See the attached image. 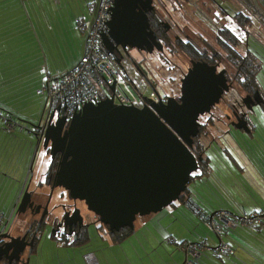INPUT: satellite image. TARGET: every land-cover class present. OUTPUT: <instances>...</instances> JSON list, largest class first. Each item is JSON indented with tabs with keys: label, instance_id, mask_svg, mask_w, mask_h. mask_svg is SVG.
Returning a JSON list of instances; mask_svg holds the SVG:
<instances>
[{
	"label": "water",
	"instance_id": "95a60500",
	"mask_svg": "<svg viewBox=\"0 0 264 264\" xmlns=\"http://www.w3.org/2000/svg\"><path fill=\"white\" fill-rule=\"evenodd\" d=\"M139 1L114 0L109 31L101 36V42L121 73L132 77L130 69L134 67L150 90L156 92L158 102L147 101L142 108H136L115 104L112 98H107L84 104L69 121L62 110L60 117L50 113L47 120L40 118L36 125L28 126L27 122L16 125L33 138L41 137L44 149L49 147L51 157L58 154L59 160L52 176L47 178L48 183L52 182L49 196L46 202L43 200V212L31 234V228L26 230L27 223L24 226L18 217L36 207L34 191L28 192L33 173L21 183L9 221L0 225V264H27L46 232L55 242L67 241V235L58 229L61 224L48 230L49 223L45 222L56 188H62L70 199L82 203L97 224L110 233L124 228L134 231L137 217L155 215L174 205L199 170L203 158L192 152L200 126L198 120L210 114L227 91L225 78L216 74L214 67L192 63V70L180 80L178 101L159 93L126 52L127 48L150 51L153 44L157 45L147 11L139 8ZM119 48L123 51L120 57L114 54ZM37 129H42L41 135ZM236 129L250 132L245 123L237 124ZM39 209L37 206L35 214H39ZM214 214L209 215V220ZM62 220V233L68 231L75 239L76 234L72 233L83 222L80 210L74 208ZM87 234L85 231L84 235Z\"/></svg>",
	"mask_w": 264,
	"mask_h": 264
},
{
	"label": "crops",
	"instance_id": "0c3cea01",
	"mask_svg": "<svg viewBox=\"0 0 264 264\" xmlns=\"http://www.w3.org/2000/svg\"><path fill=\"white\" fill-rule=\"evenodd\" d=\"M88 1L92 0H0V43L6 44L4 51H10V48H7V43L9 42L17 44L20 42H29L31 44L34 43L36 51L43 56V62L40 70L44 73V75L42 77L40 76L37 80V84L33 85L31 95L37 96L36 90L43 86L47 76H55L66 73L77 64L78 60L82 56L86 33L77 28L76 23L78 20L82 19L87 27L91 26L92 15L88 13ZM17 88L19 87H11L8 97L4 98L3 96L0 98V101H2L0 102V115H3L5 112H10L14 116L15 120L18 121L17 124H22L23 121L21 119L27 122L31 116L25 114L26 111L20 109L17 105L19 100H23L24 92L26 91V89L20 88L19 90L21 91L15 94ZM44 100L42 99L43 103ZM42 110L43 105L39 102L37 107L32 111L34 112L32 113V117L39 116ZM218 139L220 141H212L215 142L220 151L226 155V145L223 144L225 140H223V137ZM36 150L37 147L35 138L26 134L23 130H18V127L15 126L13 129L7 130L5 121L0 118V157L4 158V160L6 159V168L9 170H12L15 163L14 159H16L17 165L13 171L19 174L17 177L16 175H10L5 172L4 176H1L3 182L0 181V185L5 186L3 192L0 193V216H3V223L6 220H9L19 187L24 180L29 178L31 172L33 173L31 183L34 185L33 188H36L35 186H38V183L43 180L42 177L46 172V160L43 155H40L41 153L38 154L39 151ZM207 150L208 149L204 152V157L206 159H212V156L209 157L208 155L209 152H206ZM234 150L235 148L233 151ZM243 151L244 150L242 148L241 150H237V155L233 154V152L229 154L232 160L235 158L239 162L240 166L243 167L245 164L252 170L251 165L248 164V160L245 158ZM245 152L248 154L247 149H245ZM210 154L214 153L210 152ZM229 154L226 155L228 158H230ZM225 155H222V158L228 161L229 159ZM18 161L20 162V165ZM216 165L217 164L214 166L216 169L215 172L218 170V166ZM233 165L232 166L236 175L238 177L241 176L243 179V176L236 165ZM215 175L218 177L217 174ZM246 183L249 184L246 185L249 187L250 192L259 198L258 203L260 202L263 206L264 190L262 191V189L258 187V189H256V187L255 189L252 188L251 182V184L249 182ZM40 188L44 197L39 200H46L48 198L49 190L45 187V185H42ZM59 194V190L53 192L52 205L58 202L55 197L60 196ZM242 194L244 196H247V194L249 195L247 191ZM35 195L37 198L41 197V193H37ZM241 197L243 196L240 195L239 192L238 195H236V199L239 200ZM251 203V208H242V204H240V206H238L239 209H236L238 210L237 212L241 213L242 211H253L261 206L253 201H251ZM184 204L195 216H202L198 213H194L189 204ZM176 205L173 208L174 210L165 212L166 215L157 220V227L154 225L155 223H150L152 219L157 217V214L150 215L146 218L137 217L134 222V231L121 237L114 236L113 233L108 232L107 228L103 229L104 226L101 227L102 225H91L87 229L88 234L83 235L80 241L72 242L70 240L55 242L51 236L47 235V237L42 238L41 241L34 247L27 264H137L135 262L137 259L143 260L144 258H149L152 254L159 253L160 249L165 251V242L164 239L162 240L163 235L159 234V236L158 233L164 231L166 232L167 227L171 225L173 226L176 222ZM227 209L230 210L231 207H228ZM213 212H222V210L219 211L217 209L215 211L213 210ZM82 213L87 222L95 219L93 215L87 212L86 208L82 209ZM180 213L183 214L184 212ZM18 219L24 226H26V223L27 225L30 224V220L37 218L27 214L19 216ZM205 220L207 222V219ZM150 226H153L154 229L149 231V234L141 232L140 236H136V233L141 231L144 227L147 228ZM12 228L14 230V226H12ZM154 230H157L158 233L153 234L152 232H154ZM217 237L219 238V236ZM167 238L171 239V243L175 244L173 231H170V235L168 234ZM202 238H205L211 248L217 247L218 244L222 242L219 241V243L215 246L213 243H210V239L208 237L206 238L204 236L199 239ZM219 239H221V237ZM212 241L213 240H211V242ZM181 242L191 243V240L187 239ZM197 242L199 241L196 240L193 243ZM170 249L172 248H168V251H170ZM171 251L172 252L168 254L173 260H175V254L173 253L174 250ZM26 252L22 257L23 260L26 258ZM178 252L183 255L184 262L185 253L183 252L182 247L178 246ZM177 258L181 257L178 255ZM169 262L172 261H167L166 263L165 260H162L160 264H180ZM183 262L181 264H183Z\"/></svg>",
	"mask_w": 264,
	"mask_h": 264
},
{
	"label": "flooded vegetation",
	"instance_id": "af4514ba",
	"mask_svg": "<svg viewBox=\"0 0 264 264\" xmlns=\"http://www.w3.org/2000/svg\"><path fill=\"white\" fill-rule=\"evenodd\" d=\"M137 4L140 9L147 11L150 27L156 35L157 45L153 44L150 51L148 49L147 51H136L127 48L126 52L134 58L140 67L142 65L141 69L144 71L145 76H152L155 82H153L154 87L156 83H159L158 76H164L166 86H161L164 88V96L173 97L178 101L180 80L192 70V63L214 67L215 73H221L225 78L227 91L223 92L219 103L211 109L210 114L199 117L200 126L196 137H201V130L205 127L201 122L202 118L206 116V120L212 121L217 118L212 111L221 103L229 112L224 116L227 120L231 119L228 122L227 131L223 132L220 135L221 137H226L228 136L227 133L236 131L237 124L242 126L245 123L249 129L252 125L251 121L254 113L260 112L264 106V89L258 90L256 94L257 91L253 84L255 58L259 57L256 54L258 48L255 43L256 36L253 29L257 24L258 26H264V0H140ZM152 27L157 28L155 30ZM257 40L259 41V39ZM180 46L188 54H179ZM261 47L264 49V46H259V50ZM114 54L120 57L123 51L119 48ZM164 70L167 75H161L165 74L163 73ZM133 72L137 73L135 70ZM237 85H240L244 91L237 90ZM37 137L35 140L39 142L37 146L38 154L42 153L40 155H43L46 160V172L42 177L43 180L38 183V186H35L36 188H33L32 181L28 188V192L41 193L39 198L35 194L33 195L36 207L31 209V212L30 210L26 211V214L31 213L30 216L37 218L36 221L32 219L30 222L32 226L28 224L26 228V230L31 228L29 230L30 234L43 212V201L39 199L44 197V194L41 192L40 187L45 185L50 192L52 182L48 183L47 178L52 176L59 160L58 154L53 158L51 157L49 147L44 149L43 139ZM202 138L203 141V135ZM193 147L194 154H199L194 142ZM198 156L203 158V162L200 164H205L204 153H200ZM53 164L55 166L54 170L52 169ZM48 170L49 173H47ZM56 190L60 191V196L55 197L58 202L52 205L51 196L48 206L49 215L45 218V222L48 221L47 223H49L48 230L51 228L56 229L61 224L58 229L61 234L67 235L65 240L74 242L80 241L91 225L101 226L97 224L96 218L90 222L86 221L82 213V209L85 208L82 203L70 199L67 192L62 188H56L53 191ZM37 206H40L39 214H35ZM74 208L79 209L83 217L81 228H75L72 233L76 234L75 239L73 235H68V231L62 233V218L65 213L71 215ZM57 237L59 238L61 235H57ZM62 239L64 241L63 237Z\"/></svg>",
	"mask_w": 264,
	"mask_h": 264
},
{
	"label": "rangeland",
	"instance_id": "374dc122",
	"mask_svg": "<svg viewBox=\"0 0 264 264\" xmlns=\"http://www.w3.org/2000/svg\"><path fill=\"white\" fill-rule=\"evenodd\" d=\"M89 2H94L97 4L98 0L88 1L87 3H89ZM253 32H254V35L264 44V26H258V24H257V26L253 29ZM5 48H6V44L0 43V98L3 96H4V98L8 97V95H9L8 93H9L11 87H19L16 89L15 94L18 93L19 91H21V90H19L20 88L26 89V91L24 92L23 100L22 101L19 100L17 105L20 107V109H23L26 111L25 114H28L31 116V118L27 120L28 126H30L31 124L36 125L40 119L41 114L39 116L32 117V113H34L32 111L34 108L37 107V104L39 102H41V104L43 105L42 99L44 100L45 98L43 95H37V96L31 95V89H32L33 85L37 84L38 78H40V76L42 77L44 75V73H42L40 70L41 64L43 62V56H41L36 51L34 43L31 44L29 42H27V43H21L20 42L19 44H17V43L9 42V43H7V48H10V51H8V50L4 51ZM141 67H142V65H141ZM34 69H36V70H34ZM163 73H165V74H161V75H167L166 74L167 72L165 70L163 71ZM147 76L151 81L154 82V79L152 78V76H150V75H147ZM153 76H155V75L153 74ZM159 76H158L159 79L157 78V80L159 81L160 84L156 83L155 88L159 93H163L164 88H162L161 86L162 85L166 86L165 85L166 81L164 80V76H162V77L161 76L159 77ZM44 84L39 89H42L44 87ZM138 86H139L138 88H140L141 90H143L145 88L144 85H142V83H139ZM254 86H255L254 87L255 90L258 92V90H259L258 85L254 84ZM240 89L243 90L240 87V85L239 86L237 85V90H240ZM147 92H149V90ZM0 102H2V101H0ZM212 112L215 115V117H217V118H215L212 121V120H206V116H205L202 118V121H201L202 124H204V126H205L201 130L202 131L201 134L202 135L205 134L204 135L205 142H210L212 140L213 141H217V140L220 141L218 138H220V135L223 132L227 131L228 122L231 120V119L227 120L226 117L224 116V114H228L229 112L224 107L223 103H221L218 107H215ZM261 117H260V115H258L257 118L255 120H253V122H252L256 125V130H255V132H253V136H248V133L246 131H241V130H236L235 134H241L242 135L241 137L245 136L246 138L249 139L248 142H249L250 146L252 147L251 155L255 159H258V160L260 159V161H262V167H264V121ZM21 120L23 121L22 125H25L24 124L25 120H23V119H21ZM13 123H18V121L17 122L13 121ZM16 130H17V128H16ZM13 134H15V133H13ZM30 136L32 137L31 134H30ZM236 141L234 142L235 150L233 151V150H231L232 148H230V151L233 152V154H235V155H237V150H239L238 147L236 146L237 144L239 145V147L242 146L244 151H245V149H247L244 146V143L240 142V137L236 136ZM223 144H226V142H223ZM213 153L214 154L209 153L208 155H209V157L212 156L213 166H214V164H217L216 166H218L219 171L217 170V172H215V174L218 175V179L221 181L220 182L221 184L216 183V180L213 177H211V180H208V182L205 181L203 183V189H202L204 192L203 202H204V204L206 202V204L208 205V207L206 204L204 205L205 209L207 211H210L209 210V208H210V209H212V211L213 210L215 211L219 208L231 207L230 205H234V209H239L238 204H242L241 205L242 208L243 207L251 208L250 205H252V203H251V201H249L247 199V197H241V198H239V200L236 199V195H238V193H239V188L236 186V183H238L240 181L241 182H243V181L248 182V174H249L248 172L249 171L240 172L243 176V179H242L240 174H239V176L241 178L236 175L234 168H233L234 165L232 163L231 164L233 166L230 163L224 164L225 161L222 158V155H225V154L220 153L216 150L213 151ZM213 155L217 156L218 160H215L216 158ZM15 160L16 159H14L15 163L12 167V170H9L6 168L7 167L6 159L4 160V158L0 157V181L3 182V179L1 178V176H4L5 172L10 174V175H16L17 177L19 176V174L17 172L13 171V169L17 165V160L16 161ZM19 161H18V163L20 165ZM206 185H208L209 187H205ZM231 185H234V186L232 187ZM4 187L5 186L0 185V193L3 192ZM189 187H190V189H193L194 186L190 185ZM248 190H249V187H248ZM199 191H201V190H199ZM241 195H243V194L241 193ZM257 200L259 201V198ZM254 203H256V202H254ZM259 204L262 206V204L260 202L258 203V205ZM175 205L176 204L171 205L170 207L164 209L161 213H158L157 217H155V219H152V221H150V223H155L154 225H156V227H157V220L161 219L163 216H165L166 215L165 212H169L170 210H174L173 208ZM177 205H176L177 210H175V215L177 217V220L174 223V225L167 227L166 232L164 231V232L158 233L157 230H154V232H152L153 234L158 233V235L159 234L163 235L162 240L164 239V242H165V251L160 249L159 253L152 254V256L149 258H144L143 260L137 259L135 261L137 264H160L162 262V260H165L166 263H167V261H172L169 263L175 262V263L181 264L183 262L184 257L181 253L178 252V244L182 243L181 241H183V240L190 239L191 243L195 242L196 240L201 242L202 240H205V238H202V239H199V238L205 236L206 238L208 237L210 239V243H213L215 246L219 243V241H222V243L223 242L225 243L227 241V238L223 233L221 234L222 240L221 239L219 240L217 235L206 225V222L203 220V218L195 216L190 210H188V208L185 206L184 203L180 202ZM180 212H184V213L182 214ZM149 216H145V217H141V218H146ZM169 216L172 217L171 215H169ZM153 229H154L153 226H150L147 228L144 227L141 231L136 233V236H140L141 232H143V233L145 232L146 234H149V231H152ZM170 231H173V233H174L175 244L171 243L172 240L167 238L168 234L170 235ZM45 237H47V232L45 234ZM166 238H167V240H166ZM211 240H213V241L211 242ZM199 242H197V243H199ZM184 244H188V243H184ZM208 247H210L209 244H208ZM168 248H172V249H170V251H168ZM171 250H174L173 253L175 254V258H174L175 260H173L168 254V253L172 252ZM163 255H164V258H163ZM178 255L181 258H177Z\"/></svg>",
	"mask_w": 264,
	"mask_h": 264
},
{
	"label": "built area",
	"instance_id": "2783aa9c",
	"mask_svg": "<svg viewBox=\"0 0 264 264\" xmlns=\"http://www.w3.org/2000/svg\"><path fill=\"white\" fill-rule=\"evenodd\" d=\"M113 2L114 0H98L97 4L88 3V13L92 15L90 27H87L82 19L77 21V28L86 32L82 56L77 64L66 73L48 76L44 87L36 92L45 98L43 120H47L48 115L54 112L56 117H60V112L64 110V116L69 121L71 116L84 104L96 103L107 98H112L115 104L136 108H142L147 101L158 102L155 91L141 92L126 79L127 77L125 78L101 42V36L107 35L109 31L108 22ZM10 120V117H7L5 125L7 130L15 126ZM37 134L41 135L42 129H37ZM193 212L198 213L197 210ZM217 220L226 228L235 227V222L223 213L218 214ZM242 221L247 223L256 221L257 224L264 226V214L255 215L252 218L244 216ZM2 223L3 216H0V224ZM206 224L217 236L221 233V229L212 219H207ZM206 244L207 241L202 240L199 243L182 245L185 253L183 264H196L195 260ZM231 253L232 251L226 244H219L212 249V254L215 256H228Z\"/></svg>",
	"mask_w": 264,
	"mask_h": 264
},
{
	"label": "trees",
	"instance_id": "16d2710c",
	"mask_svg": "<svg viewBox=\"0 0 264 264\" xmlns=\"http://www.w3.org/2000/svg\"><path fill=\"white\" fill-rule=\"evenodd\" d=\"M152 23H154V22H152ZM152 28L156 30L157 27H152ZM85 37H86V35H85ZM257 39L258 38L256 37L255 43H256V46L258 48L256 51V54H258L259 57L255 58L256 65H255V73H254L255 78H253V84L258 85L259 90H263L264 89V49H262V47H261V49L259 50V46H264V44L260 40L258 41ZM84 42H85V40H84ZM176 44H179V43H176ZM180 48H181V49H179L180 52H178L179 54H183V53L188 54V52L184 51V48L182 46H180ZM138 67L141 69V67L139 65H138ZM130 70L134 71L135 69H134V67H131ZM141 71L144 73V71L142 69H141ZM144 75H145V73H144ZM146 77H148V76H146ZM126 79H128L131 83H133V85L136 88L139 87L138 86L139 83H142V85H144L145 88L143 90L138 88L141 92L142 91L147 92L148 90H150V87L148 86V84H146V82L139 75V73L132 72V77L130 75L129 77L127 76ZM149 81L153 84V81H151L150 79H149ZM38 90L39 89H37L36 92ZM44 104H45V101L43 103V110H44ZM43 110H42V112H43ZM41 115L42 116H40V118H42V121H43L45 113L44 114L41 113ZM258 115H260V117L262 116L261 118L264 121V106L260 112H257V114L254 113L253 118H252V122H253V120H255L257 118ZM6 116L10 117V119H11L10 121L17 122V120H15L14 116L10 112H5L3 115H0V118L5 121V125H6V119H7ZM16 125H17V123L15 124V127H16ZM252 125H251V127H249L250 132H249L248 136H253V132H255V130H256V125L254 123H252ZM236 136L240 137V142H243L244 146L248 149V154L245 151H243V152H244L245 158L248 160V164L251 165V168L253 171L249 167H247V165H245V164L243 165V167L240 166L239 162L235 158H233V160L231 159L230 148H232L231 150H233L235 148L234 142L236 141ZM241 136H242L241 134H235V131H232V133H229L228 136L223 137V140H225L224 142H226L225 153H227L226 155H228L230 153L229 154L230 158H228L225 155L229 160L228 161L224 160L225 161L224 164L225 163H230V164L233 163L236 165V167L238 168V170L240 172L249 171L248 172L249 173L248 174V182L252 183L251 187L254 189H255V187H256V189L260 188L263 191L264 190V167H262V161H260V159L259 160L255 159L251 155L252 147L250 146V144L248 142L249 139L246 138L245 136L244 137H241ZM220 138H221V136H220ZM202 139H203L202 134H201V137L198 136L194 139V145L196 146V150H198V152H199V154H195V156L200 155V153L203 154L206 149H208L206 152H209V153L213 152L215 150L222 153V151H220V149L215 144V142H213V141L212 142L211 141L205 142V139L203 141H202ZM236 146L240 150L242 149V146L239 147L238 144ZM193 151L194 150H192V152ZM215 158H216L215 160H218L217 156H215ZM212 161H213V159H206L205 164H203V165L199 164V170L193 175V177L191 178V182H190V185L194 186L193 189H190V187H189L190 185H189L185 194L182 195L181 198L175 203V204H178L181 202V203H186V205L189 204V206L191 207L192 210H197L198 214L202 215L201 217L203 218V220L205 222H206L205 219H209V215H207V214H211V212H213V211L210 208H209L210 211H207L205 209L204 205L206 204V202H205V204L203 202V198H204V196H203L204 192L202 190L203 189V183L205 181L208 182V180H211L210 179L211 177H213L216 180V183L219 184L221 182L218 179V177L214 174L216 169L214 168L215 164L213 166ZM54 164L52 167L53 170L55 167ZM218 171H219V169H218ZM246 184L249 185L248 183H244V182L236 183V186L239 188L240 195H241V193L247 191L249 193V195L247 194V196H244V195H242V196L247 197V199H249L250 201H254V202L258 203L257 196L253 195L250 192V190H248V186ZM231 186L233 187L234 185H231ZM205 187H209V186L206 185ZM199 190H201L202 192ZM230 206H231L230 210H228L227 208L226 209L225 208H219L218 210L219 211L222 210V212H216L214 214L212 220L215 222L216 226L221 229V233L218 235L219 238L221 237L222 233L227 238V241L225 243L220 242V244H226L230 248L232 253L228 256H222V255L215 256L212 254V249H214V248L208 247V244H206V247L203 250H201L199 256L195 260L196 264H264V226L257 224L256 221H253L251 223H247V222L242 221V218L244 216L252 218L255 215H257V216L263 215L264 214V205L260 206L261 208L259 207L258 209H255L253 211H250V210L248 212L242 211L241 213H238L237 212L238 210L234 209V205H230ZM238 206H240V204H238ZM207 207H208V205H207ZM225 211H227V212H225ZM219 213H223V214L229 216V218L235 222V227L234 228H226L221 222H219L217 220V216ZM203 215H207L208 217L203 216ZM130 233H132V230L124 228L118 232L113 233V235L121 237L124 235H128ZM182 245H184V243L178 244L179 247H181Z\"/></svg>",
	"mask_w": 264,
	"mask_h": 264
}]
</instances>
